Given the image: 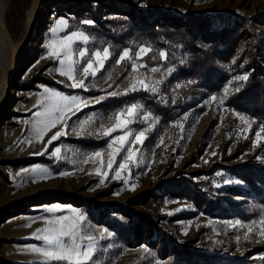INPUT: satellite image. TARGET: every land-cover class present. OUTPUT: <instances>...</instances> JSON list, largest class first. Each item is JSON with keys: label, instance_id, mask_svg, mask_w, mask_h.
I'll list each match as a JSON object with an SVG mask.
<instances>
[{"label": "rangeland", "instance_id": "obj_1", "mask_svg": "<svg viewBox=\"0 0 264 264\" xmlns=\"http://www.w3.org/2000/svg\"><path fill=\"white\" fill-rule=\"evenodd\" d=\"M5 2L9 37L20 45L16 75L0 108V228L7 220L23 221L5 226L17 227L18 236L6 238L9 236L0 229V264H40L43 257L26 250L29 245H42L33 235L48 227L46 218H75L74 213L85 217L83 234L95 237L90 264H213V260L217 264H228L230 260L241 264L242 256L253 246V226L247 217L249 212L241 216L236 205L246 208L254 201L245 193L248 186L242 180L248 173L226 172L224 166L241 163L258 166L264 161V132L260 140L255 135L264 126V118L255 117L249 99L235 105L234 97L246 81L233 79L245 74L249 78L264 76V0ZM136 14L144 19L136 18ZM199 14L207 19H188ZM60 19L67 21V28L54 36L51 29ZM84 20H92L94 24L85 25ZM144 22L194 26L198 36L204 26L208 32L214 31L213 38L220 36L218 32H225L231 40L237 39L232 56L219 63L227 71V79L221 85L207 87L197 85L193 75L183 77L179 73L184 52L179 47L171 50V58L166 49L159 50L158 55L163 51L166 58L160 56L153 66L145 61L148 52L135 61L146 67L139 68L134 77L133 59H125L119 65L116 61L123 50L129 49L134 54L141 46L151 49L149 41L133 29L135 24ZM72 31L89 36L87 43L73 44L74 50H88L82 60L76 54L73 56L74 60H80L75 66L79 79L83 78L81 69L92 58V52L110 49L104 67L95 77L85 80L87 90L68 87L71 81L58 74L59 62L48 54L47 45L53 39L59 41ZM153 67L159 71L152 73ZM133 78H143L150 84L159 81L154 84L157 92L138 90L125 94ZM45 87L84 100L103 99L100 103L81 105L74 115L69 113L70 118L40 138L33 131V124L38 119L35 112L42 111L38 103L46 95ZM226 87L229 91L223 105L211 100L213 96L223 97ZM237 87L239 91H235ZM110 92L118 95L111 96ZM133 104L139 108L129 117L125 110ZM117 113H123L121 119L132 121L124 129L132 133L130 141L139 131L146 130L143 143L132 145L136 155L120 179L113 176L129 145L115 155L113 168L109 170L107 162L112 149L108 144L123 132L109 137L97 135L101 125L107 128L116 122ZM145 116L149 117L147 122ZM240 116L249 123L242 122ZM85 120L89 121L86 131L78 135ZM61 128L66 135L48 145L51 136ZM57 147L61 149L59 158L52 155ZM116 147L119 145H113ZM97 151L102 156L89 159ZM214 152L216 155H212ZM214 164L205 181L212 183V194L219 195L221 210L197 206L189 187L182 190L177 185H168L174 178H207L200 171ZM33 168H47L51 175L33 173L30 171ZM98 168L100 175L96 174ZM232 185L238 189L230 191ZM57 205L60 211H45ZM257 223L260 235L264 225L261 220ZM175 244L184 245L186 251H177L173 248ZM254 257L262 258L264 252Z\"/></svg>", "mask_w": 264, "mask_h": 264}, {"label": "snow or ice", "instance_id": "obj_2", "mask_svg": "<svg viewBox=\"0 0 264 264\" xmlns=\"http://www.w3.org/2000/svg\"><path fill=\"white\" fill-rule=\"evenodd\" d=\"M195 2H199V0H195ZM85 25H92L94 21L92 20H84L82 21ZM67 28V21L64 19H60L57 26L51 29L53 35L59 31H62ZM89 41V36L83 32L72 31L70 34L63 36L59 41L53 39L48 45L49 56L56 59L59 62L60 67L56 69L58 74L62 77H67L70 84L67 86L70 88H82L87 90L85 85V80L88 79L89 76L95 77L97 72L104 67V62L110 58V49L108 47L103 48L102 52L100 50H96L91 53L92 58H88L86 60L85 66L82 67L80 75L83 77L82 79L77 78L76 75V65L80 63V60H74V54L78 55V57L82 60L86 57L88 50L85 48H81L78 50L73 49V44L76 42L87 43ZM151 49L148 46H141L134 54L131 50L126 49L123 50L122 53L118 56L116 63L119 65L125 59H133V63L131 64V72L135 77L138 75L139 68L146 67L145 64H137L135 61L142 59V57L150 52ZM160 56L162 58H166L165 52H160ZM150 71L152 73H156L159 71L158 68H151ZM171 72V69H169ZM248 75H237L233 77L234 81H247ZM155 83H159V81H155L152 84L146 82L143 78H133L131 83H129L128 87L125 89V94L129 91H148L151 93H156L157 88L154 86ZM239 87L235 89V91H239ZM44 93L46 94L38 103L39 107H42V111L35 112V116L38 118L36 122L33 124V131L37 134L38 137L42 138L46 132L50 131L52 128L57 127L58 123H63L69 117V113L75 114L76 110L80 109V106H88L91 103H100L103 97L95 100H84L76 95H65L60 91H56L50 89L48 87L44 88ZM224 96L223 97H211L212 101L218 102V104L223 105L224 101L227 97L229 89L224 88ZM111 96L118 95L117 92L108 93ZM139 106L133 104L131 107L126 109L129 117H132L136 111H138ZM123 113H117L114 124L105 128L101 125L100 129L97 131V135H102L104 137H109L112 133L117 131L123 132L122 135H118L112 138L111 142L108 144V148L112 149V152L109 154L110 158L107 162V168L111 170L113 168L114 157L119 154L125 147H127V154L124 158V161L118 165V168L115 170V174L113 176L114 179H120L122 176V171L128 168V162L133 160L136 153L133 151L132 145L142 144L144 139H146L145 132L146 130L139 131L138 134H135L134 140H129V137L132 136L131 132L124 131L128 127V124L132 122L131 120L121 119ZM149 119L148 116L144 117V120L147 122ZM239 119L244 123H249L248 120L245 119L244 116H240ZM89 121L85 120L80 125V131L77 133L78 135L83 134L86 131V125ZM182 127V126H181ZM261 132H264V126L260 128L255 135L257 140L261 139ZM91 134V133H89ZM62 135H66V131L64 128L56 131L55 134L51 136L48 140V145H51L54 141H56ZM118 144L119 147L113 148V145ZM61 149L59 147L55 148V151L52 153L53 156L59 158V154ZM212 155H216L214 152ZM102 153L97 151L92 153V158L101 157ZM259 159V157H257ZM205 163H208L206 160ZM28 171V170H25ZM33 173L39 171L40 173H44L47 175H51L49 169L42 168L36 169L33 168L30 170ZM96 174L100 175V169H96ZM59 175L65 176L68 173H60ZM107 176V173H104ZM101 184L104 183L103 180L100 181ZM125 184H128V181H124ZM225 183H231V181H225ZM236 183H243V181H236ZM134 189V185L131 186ZM60 206L57 205L55 207L46 208L45 211L49 213H56L60 211ZM171 214V213H169ZM75 218H70L68 216H54L53 218H46L45 224L48 227L44 229H38L37 233L33 235L32 238L42 241V245H29L26 250L32 253L40 254L43 257V260L40 264H90V260L94 255V244L93 241L95 239L92 235L83 234L82 222L85 217L80 213H74ZM236 224H240V221H236ZM261 223L264 224V219L261 220ZM186 234V233H185ZM264 235V233H261ZM245 239H248V236L245 235ZM239 239V237L237 238Z\"/></svg>", "mask_w": 264, "mask_h": 264}, {"label": "trees", "instance_id": "obj_3", "mask_svg": "<svg viewBox=\"0 0 264 264\" xmlns=\"http://www.w3.org/2000/svg\"><path fill=\"white\" fill-rule=\"evenodd\" d=\"M135 16L136 18L144 19L141 14H136ZM188 19L202 21L207 19V16L200 14L190 15ZM133 29L140 36H144L151 44V51L145 57L147 65L153 66L160 61V56L158 55L159 50L166 49L168 51V57L171 58V50H176L179 47L184 52V64L180 66V75L183 77L193 75L197 80L195 82L197 85H207V87L221 85L227 79V71L219 63H222L221 60L232 56L237 39L234 38V40H231L225 32H218L220 36L213 38L211 36L215 34L214 31L208 32L202 26L198 36L194 26L186 28L181 26L176 27L167 24V22H158L156 24L144 22L141 25L135 24ZM243 99H249L252 102V112L255 117L260 116L264 118V76L258 78L251 75L248 78L245 86L234 97L236 101L235 105H240ZM179 104L181 102L177 105ZM215 165H212L209 169L200 171L201 174L207 175V178L199 180L174 178L168 185H177L182 190H185V188L188 189L189 187L195 196L197 206L208 207L211 210H221V206H218L217 202L219 195L214 196L212 194V183L205 181L211 176ZM224 168L226 172L238 173L237 171H239L248 173L242 177V180L248 186L245 193L254 201L246 208H241L240 205H236V209L240 212L241 216L245 217V212H249L247 217L250 218L253 226L251 240L253 246L244 253L240 262L241 264H264V257H254V255H259L264 252V235L258 234L259 225L257 223L258 220L264 219V161L258 166L241 163L232 167L224 166ZM200 182L203 187L200 186ZM237 189L238 187L235 185L229 187L230 191ZM183 193L186 194L187 192ZM149 200L151 199L149 198ZM173 248L179 252L186 251V247L181 244H175ZM248 255L250 256L248 257ZM213 264H217V262L213 260ZM228 264L236 263L234 260H230Z\"/></svg>", "mask_w": 264, "mask_h": 264}, {"label": "bare ground", "instance_id": "obj_4", "mask_svg": "<svg viewBox=\"0 0 264 264\" xmlns=\"http://www.w3.org/2000/svg\"><path fill=\"white\" fill-rule=\"evenodd\" d=\"M5 0H0V108L4 102L6 94L11 89V80L14 78L15 69L19 65L17 58L18 44L9 37V30L6 23ZM30 25L28 18L27 26Z\"/></svg>", "mask_w": 264, "mask_h": 264}, {"label": "crops", "instance_id": "obj_5", "mask_svg": "<svg viewBox=\"0 0 264 264\" xmlns=\"http://www.w3.org/2000/svg\"><path fill=\"white\" fill-rule=\"evenodd\" d=\"M23 221V219H21L20 220V218H19V220H13V219H11V220H7V221H5L4 222V225H2L1 226V228L0 229H4L3 231H1L2 233H4L6 236H9V237H6V238H12V236H18V235H20L19 233H18V231H16V228L17 227H15V228H13V229H7L5 226H9L10 224L12 225V224H14V225H18L19 224V222H22ZM4 227V228H3ZM1 237V236H0Z\"/></svg>", "mask_w": 264, "mask_h": 264}]
</instances>
